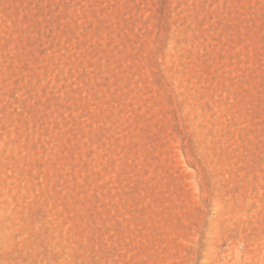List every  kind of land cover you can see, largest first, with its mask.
<instances>
[{"label":"rangeland","instance_id":"374dc122","mask_svg":"<svg viewBox=\"0 0 264 264\" xmlns=\"http://www.w3.org/2000/svg\"><path fill=\"white\" fill-rule=\"evenodd\" d=\"M0 264H264V0H0Z\"/></svg>","mask_w":264,"mask_h":264}]
</instances>
